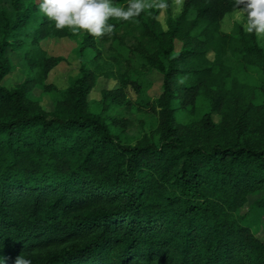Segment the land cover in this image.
Instances as JSON below:
<instances>
[{"label":"trees","instance_id":"1","mask_svg":"<svg viewBox=\"0 0 264 264\" xmlns=\"http://www.w3.org/2000/svg\"><path fill=\"white\" fill-rule=\"evenodd\" d=\"M171 9L0 0V264H264L238 215L258 195L264 213V0ZM238 11L250 30L224 32ZM51 39L79 43L63 90ZM101 78L119 88L91 101Z\"/></svg>","mask_w":264,"mask_h":264},{"label":"rangeland","instance_id":"2","mask_svg":"<svg viewBox=\"0 0 264 264\" xmlns=\"http://www.w3.org/2000/svg\"><path fill=\"white\" fill-rule=\"evenodd\" d=\"M148 1L150 3L154 2V0ZM169 1L172 6V14L174 16H179L183 11L185 0ZM153 4L156 5V3ZM167 18L168 13L165 7H162L159 19L161 20V22H163V24H166L165 22L167 21ZM236 23L241 24L247 31L250 30V25L245 19L244 12L238 11L236 13L228 15L224 19L222 23L223 31L227 33L231 32L234 27V24ZM260 39L264 44V30L260 34ZM45 48L51 56H62L64 58V61L51 74L48 83L53 84L58 89H66L69 85V80L77 76L80 70L81 63L78 55L79 43L71 41L69 39H51L48 42H45ZM178 51H181V47L179 45L177 46V52ZM9 56L12 58L14 64L17 65V70L15 73L10 75V77H7L3 83L6 87L11 88L14 85L20 84L24 80V76L20 72L18 59L12 54H9ZM148 78L152 83L149 95L153 98L158 97L162 93V75L157 72H154L149 75ZM118 88L119 85L115 81L109 80L107 78H101L99 79L95 89L90 94L89 100H100L102 98V92L106 90H117ZM34 95L36 97L42 96L40 91H35ZM129 95L135 98V95L132 90L129 91ZM42 99L43 107L46 110H52L53 104L51 100L48 97L43 96ZM261 197L262 195L249 197L247 205L241 211L238 212V215L243 218V223L247 227H249L260 240L264 241V213L262 212V210L258 209L256 203Z\"/></svg>","mask_w":264,"mask_h":264}]
</instances>
